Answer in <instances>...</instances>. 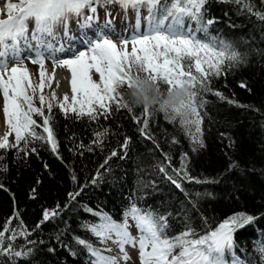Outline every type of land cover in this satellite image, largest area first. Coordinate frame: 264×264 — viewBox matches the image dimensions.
<instances>
[{
  "label": "trees",
  "instance_id": "1",
  "mask_svg": "<svg viewBox=\"0 0 264 264\" xmlns=\"http://www.w3.org/2000/svg\"><path fill=\"white\" fill-rule=\"evenodd\" d=\"M102 6L97 9L103 12ZM202 12L199 25L185 16L184 30L237 59H226L205 88H192L200 132L191 123L197 118L192 111L182 116L159 105L146 110L128 100L127 86L119 89L122 100L117 97L127 106L112 102L108 114L95 119L65 113L57 103L50 112L44 107V116L33 115V131L43 139L29 135L18 145L7 140L15 146L0 149L6 250L0 264H91L77 240L101 247L90 231L100 222L94 213L122 222L133 203L166 216L169 236L188 227L203 235L230 216L252 215L254 222L235 231L234 247L226 252L246 264H264V0H207ZM163 15L158 8L156 18ZM205 25L206 31H197ZM160 88L167 91L169 85L160 82ZM45 117L55 150L44 131ZM46 210L56 215L45 221Z\"/></svg>",
  "mask_w": 264,
  "mask_h": 264
},
{
  "label": "snow or ice",
  "instance_id": "2",
  "mask_svg": "<svg viewBox=\"0 0 264 264\" xmlns=\"http://www.w3.org/2000/svg\"><path fill=\"white\" fill-rule=\"evenodd\" d=\"M117 2L124 9L136 10L137 27L132 30L131 36L122 39L118 46L109 39V35L114 33L107 31L111 29V21H108L98 33H94L93 38H89L87 31L83 29H91L92 23L97 19V7ZM233 2L239 3L241 0H233ZM206 3L207 0H172L170 5L168 0H163V5L161 0H17L15 3L6 0L7 18L0 19V91L4 98L3 110L6 123L14 130L17 145L21 140L27 142L29 135L34 138H44L36 137L33 131L37 126L33 115L44 116V107H47L49 112L52 108L51 102H46L42 92L39 95L42 107H35L33 96L28 95L26 91L27 87H33L26 69H22L20 65L13 66L11 69L8 67L10 58L23 59L22 44L23 50L34 55L33 62L39 63L41 69L47 54L59 66L70 70L71 103H68L69 97L65 94L63 102H58V106L65 113L71 110L78 115H88L95 119L97 115H107L112 102L119 104L117 97L122 100L119 92L121 87L132 88L136 79L141 76L157 84L167 83L169 90L183 84H187L191 89L197 84L205 88L209 76L221 73L226 59H237L235 53L226 55L225 51L217 50L214 44L202 42L191 30H184L185 16L191 17L199 25L203 15L202 9ZM142 6H147L149 15L146 30L140 31L139 9ZM160 7L164 8V15L157 19L156 14ZM85 9L91 15L85 16ZM79 16H84L85 20L81 40L83 50L66 51L63 43L56 40L58 30L60 35L67 36L70 32L69 21ZM169 17L172 18V23L166 24ZM30 19L34 21L35 27L29 38L27 22ZM260 19L264 20V15H261ZM213 22L208 20L207 24L210 25ZM201 30L206 31V25L197 28V31ZM129 44L130 51H128ZM57 52L62 53L66 58L57 59L55 55ZM93 73L99 75V81L92 78ZM43 75L42 71L41 89ZM26 81L29 82L25 84ZM33 94H35V88H33ZM195 95L196 93L192 92L190 100L192 113L197 118L191 123L197 126L196 131L199 133L200 120L193 106ZM53 99H55V93H53ZM119 106L127 105L119 104ZM147 107L148 105H145L146 110ZM160 108L165 112L168 111L163 105ZM171 110L180 115V108L174 107ZM49 125V118L45 117L44 131L47 133V140L52 142L55 150L54 136ZM13 146L15 145L7 142V136L0 139V149ZM185 178L192 179L186 175ZM172 182L178 188L180 187L176 180L172 179ZM54 215H56L55 211L46 210L44 220ZM94 215L100 217V222L92 224L90 231L101 243L112 240L113 243L118 244L121 256L105 255L104 252H111L112 249L97 248L90 242L78 238L77 242L83 245L93 258L91 264H120L121 259L128 261L130 257L126 251V245L138 247L141 264H226L225 252L232 251L234 247L235 231L256 219L252 215L239 213L224 219L214 230H209L203 235L188 227L177 235L169 236L167 232L170 226L166 216L152 211L146 212L134 203L125 211L122 222H117L106 213L97 212ZM129 217L138 229L137 236H133L129 231ZM24 234L27 235V232ZM15 238L16 233L13 231L11 239ZM4 239V232H0V253L6 251L3 248ZM177 248L179 252L175 251ZM7 251L10 252L11 247ZM260 251L264 253V246L260 247ZM14 254L29 255L30 250ZM233 264H245V261L238 259L233 253Z\"/></svg>",
  "mask_w": 264,
  "mask_h": 264
},
{
  "label": "rangeland",
  "instance_id": "3",
  "mask_svg": "<svg viewBox=\"0 0 264 264\" xmlns=\"http://www.w3.org/2000/svg\"><path fill=\"white\" fill-rule=\"evenodd\" d=\"M11 2L15 3V2H17V0H11ZM5 4H6V0H0V10H4V11H0V19L7 18V12L5 10ZM101 8H102V10H104V12H102V16L99 15V18L103 19L102 20L103 22L106 23L107 20L111 21V28H113L114 31L118 30V32H120L121 31L120 28L116 27L118 25H115V26L112 25V23H113L112 21H116V19H117L118 24L122 25L128 33L132 34V30L134 28H131V27L137 26V13H136L135 9H133V8L124 9V8H122V6L118 2L105 4ZM98 10L100 11L101 9H98ZM84 12H86V14H84V15L87 16V13L89 11L87 9H85ZM146 12L147 11L145 10L144 6L140 7V9H139V15H140V19H139L140 28H139V30L140 31L146 30V26H148L147 18H148L149 13L147 14ZM126 14H127V16L125 18L126 20L122 19L123 16ZM132 16H134V17L129 18ZM83 19H84L83 16L73 17L72 20L69 21V23H72L74 21V23H76V25L81 26V25H83L82 22H85V20H83ZM77 22H79V23L77 24ZM27 23H28V26H30L32 24L34 25V21H32L31 19ZM169 23H170V20L166 21V24H169ZM92 25L96 29L95 30V31H97L96 33H98L101 26L95 25L94 23H92ZM75 28H77V26ZM79 33L81 35H83V32L79 31ZM87 34L88 35L91 34L90 38L94 37V33L87 32ZM130 36L131 35H121L119 33H114V34L109 35V39H111L114 43H116L119 46L121 44L122 39H124L125 37H130ZM67 44H69V47H71L70 43H67ZM83 47H81L80 50H83ZM130 50H131V45L129 44L128 51H130ZM21 53L23 54V51ZM45 56H48V55L46 54ZM22 57H23L22 60H20V59L10 60L9 65H11V64L15 65V66L20 65L22 67V69H26L29 81L31 82V85L33 86V87H27L26 91H27L28 95L33 96V101H34L35 107H42V105L40 104V100H39V95L41 94V92L45 96L46 102H51V104H54V103L58 104V102H63L65 94H67L69 97L68 103H71V96H72L71 86H69V88L67 89L65 94H59L57 91V88L55 87L54 82H53L54 69L56 67H61V68H67V67L59 66L51 57H46V58L44 57L45 58L44 65H43V69H41V66L39 63L33 62V59H34L33 57H30L27 55H24ZM62 58H66V57H64V56L57 57V59H62ZM42 71H43L44 75H43V88L41 89L40 84H41V72ZM92 78L96 81H99V75L96 73H93ZM29 81H26L25 84H27ZM33 88H35V94H33ZM53 93H55V99H53ZM26 107L27 106L25 105V108ZM3 109H4V98H3L2 91H0V116L2 118L3 125H4L3 134H2L1 139L5 138V136H7V140H10L11 142H15L16 141L15 132H14V130H12L7 125ZM128 223L130 225L129 231L135 232L138 235L139 232L135 226V222L130 217L128 219ZM100 248L101 249L111 248L110 240L107 241L106 243H103V245ZM104 253H109V252H104ZM225 261H226V264H233V256H231L229 253L225 252Z\"/></svg>",
  "mask_w": 264,
  "mask_h": 264
},
{
  "label": "clouds",
  "instance_id": "4",
  "mask_svg": "<svg viewBox=\"0 0 264 264\" xmlns=\"http://www.w3.org/2000/svg\"><path fill=\"white\" fill-rule=\"evenodd\" d=\"M192 89L187 84L161 91L160 84L141 76L136 79L135 85L127 91L128 100L136 106L154 105L165 106L168 110L180 108V115L186 116L192 111L190 95Z\"/></svg>",
  "mask_w": 264,
  "mask_h": 264
},
{
  "label": "bare ground",
  "instance_id": "5",
  "mask_svg": "<svg viewBox=\"0 0 264 264\" xmlns=\"http://www.w3.org/2000/svg\"><path fill=\"white\" fill-rule=\"evenodd\" d=\"M70 33L71 32H69L67 36H63V35L59 34V30H58V36H57L56 40L60 36H62L61 39H58L59 42L64 43V41H65L67 43H70V41H69L70 40V38H69ZM49 39H52V38H49ZM70 45H71V47L74 46L73 43L70 44ZM21 48H22V51H23V44L21 45ZM65 50H66V48H65ZM23 54H25L24 51H23ZM10 59L8 60L9 69H11V67L15 66V65H12V64L9 65ZM70 78H71V73H70L69 69L61 68V67H56L54 69L53 82H54V85L57 88V91H58L59 94H65L66 93L67 89L70 86ZM3 128H4V125H3L2 118L0 116V139L2 138ZM131 233H132L133 236H137V234L135 232H131ZM113 239H115V237ZM110 246H111L110 249H112V251L109 252V253H104V254L105 255H110V256L120 257L121 253H120V249H119L118 244L113 243V241L110 240ZM125 248H126V251L129 254L130 259L128 261H126V262L121 259L120 260V264H141L140 259H139V249H138V247L134 248L131 245H126Z\"/></svg>",
  "mask_w": 264,
  "mask_h": 264
}]
</instances>
